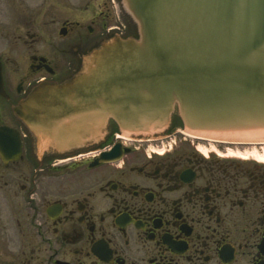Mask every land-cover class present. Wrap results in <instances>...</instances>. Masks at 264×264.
<instances>
[{
  "label": "flooded vegetation",
  "instance_id": "flooded-vegetation-1",
  "mask_svg": "<svg viewBox=\"0 0 264 264\" xmlns=\"http://www.w3.org/2000/svg\"><path fill=\"white\" fill-rule=\"evenodd\" d=\"M130 30L117 0H0V264H264V165L180 138L34 156L13 109Z\"/></svg>",
  "mask_w": 264,
  "mask_h": 264
},
{
  "label": "water",
  "instance_id": "water-1",
  "mask_svg": "<svg viewBox=\"0 0 264 264\" xmlns=\"http://www.w3.org/2000/svg\"><path fill=\"white\" fill-rule=\"evenodd\" d=\"M124 3L138 39L107 42L83 74L30 96L23 113L41 149L62 153L110 118L125 133L158 132L174 111L201 139L264 131V0Z\"/></svg>",
  "mask_w": 264,
  "mask_h": 264
},
{
  "label": "rangeland",
  "instance_id": "rangeland-1",
  "mask_svg": "<svg viewBox=\"0 0 264 264\" xmlns=\"http://www.w3.org/2000/svg\"><path fill=\"white\" fill-rule=\"evenodd\" d=\"M210 144H211V147H210ZM216 145L217 144L209 143L208 144V146L210 147L209 151L217 152L220 155H224V157H229V158L231 157L233 159H238L240 161H247V162L258 163L262 165L264 164V162H261L256 159V156L258 155L264 156V146L261 144H244V145H234V146L225 144L224 146H226L227 148V150L225 151H222V149L220 148L218 149V146L216 147ZM214 147H216V149ZM229 150H231L232 153H230ZM201 153H204V150H201ZM239 154H244L243 157H245V159H243L242 156H239Z\"/></svg>",
  "mask_w": 264,
  "mask_h": 264
},
{
  "label": "bare ground",
  "instance_id": "bare-ground-1",
  "mask_svg": "<svg viewBox=\"0 0 264 264\" xmlns=\"http://www.w3.org/2000/svg\"><path fill=\"white\" fill-rule=\"evenodd\" d=\"M153 133H154L153 131H148V132L143 133V135L151 136ZM221 140L227 141V142H232V143L264 144V131L253 132V133H241V134H237V135L234 134L232 136L221 138ZM229 152L232 153L231 150H229ZM159 154H161V153H159ZM243 155L244 154H239V156H242V158L245 159V157H243ZM256 159L261 161V162H264V156L258 155V156H256Z\"/></svg>",
  "mask_w": 264,
  "mask_h": 264
}]
</instances>
